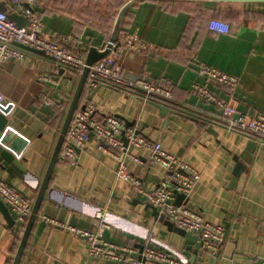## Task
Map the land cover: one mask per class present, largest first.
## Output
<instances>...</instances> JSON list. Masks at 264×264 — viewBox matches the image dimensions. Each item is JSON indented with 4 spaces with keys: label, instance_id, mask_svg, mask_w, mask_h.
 <instances>
[{
    "label": "crops",
    "instance_id": "crops-1",
    "mask_svg": "<svg viewBox=\"0 0 264 264\" xmlns=\"http://www.w3.org/2000/svg\"><path fill=\"white\" fill-rule=\"evenodd\" d=\"M94 3L101 11L108 8L105 0ZM81 5L67 2L65 10L45 14L38 4V13H43V36L73 35L86 41L88 51L101 48L111 39L120 9L115 10L113 23L99 27L82 22L86 7ZM226 13L240 15L228 20L231 33H212L208 21ZM255 13H264V4L141 1L130 8L121 28L150 44L151 50L148 54L124 51L114 62L129 78L170 79L174 99L162 103L175 112L168 115L126 89L102 84L89 91L86 83L82 107L92 101L99 119L124 117L131 129L162 143L167 152L200 171V182L181 204L224 225L226 239L220 254L201 249L200 260H182L183 264H256L264 258V139L228 131L215 123L211 115L216 109L192 91L193 84L202 81L198 66L210 65L240 79L234 93L218 85L213 86L215 92L232 99L242 113H264V19H257ZM88 51L84 50L86 58ZM81 74L58 75L53 62L37 53L29 54L25 61L0 65V110L8 119L3 136L28 172L14 183L33 203L68 111L55 117L56 111L41 103L38 96L46 88L40 77H58L55 92L66 97L69 108ZM104 148L103 142L91 136L78 167L59 161L39 215L96 230L101 212L107 224L103 237L112 243L137 249L153 245L174 254L184 251L185 239L153 216L147 209L149 203L134 193L130 183L116 177V162ZM132 153L141 159L139 163L128 161L132 173L145 187L156 188L165 169L150 165L148 150ZM0 177L10 179L1 169ZM12 217L15 224L8 222L0 207V264L13 263L22 237L14 229L17 223ZM88 251L84 239L43 224L38 217L21 264H120L91 257Z\"/></svg>",
    "mask_w": 264,
    "mask_h": 264
},
{
    "label": "built area",
    "instance_id": "built-area-1",
    "mask_svg": "<svg viewBox=\"0 0 264 264\" xmlns=\"http://www.w3.org/2000/svg\"><path fill=\"white\" fill-rule=\"evenodd\" d=\"M3 3L7 11L0 10V65L25 61L29 54L34 53L29 50L31 48L43 51L45 57L53 62L58 75L62 71L61 76L82 73L86 67L84 50L87 53L89 48L84 39L73 35L58 39L44 37V24L37 11V0H0V6ZM8 13H18L30 23L19 26L9 18ZM209 30L215 34H229L232 26L226 20L213 18L209 22ZM107 44L112 45L111 54L90 67L87 81L89 91L103 84L126 89L144 101H173L174 87L170 79L164 77L159 82H153L143 77L129 78L122 67L114 62L124 51L148 54L151 50L150 44L121 27L115 41L108 40ZM197 71L202 81L194 83L192 91L200 101L216 109L211 115L212 120L228 131L264 139V113L257 112L253 116L242 113L232 99H224L213 89L214 85H218L234 93L240 84L239 77L205 64H200ZM40 83L46 88L38 96L41 103L63 115L68 109V103L66 97L55 92L59 86L58 77L43 75ZM97 113V106L92 101H87L84 108L75 112L60 154V162L78 167L81 153L88 148L90 137L94 136L103 142L104 151L115 160V172L119 180L130 183L136 195L144 198L178 228L198 236L202 249L208 254H220L226 239L224 225L205 219L189 209L185 203L177 204L178 194H184L188 198L193 193L202 178L200 171L167 152L162 143L137 134L123 119L114 115L99 119ZM131 146L134 150H148L150 165H159L165 169L166 175L156 188L145 187L130 170L129 160L138 163L141 161L130 151ZM0 200L15 216L17 226H26L32 213L33 201L1 177ZM38 217L43 224L66 229L84 239L89 247V256L94 258H104L120 264H183L179 255L153 245L145 246L140 253L134 246L118 245L106 240L102 231L107 224L101 212L98 215L99 228L96 230L67 225L45 214ZM256 264H264V258Z\"/></svg>",
    "mask_w": 264,
    "mask_h": 264
},
{
    "label": "water",
    "instance_id": "water-1",
    "mask_svg": "<svg viewBox=\"0 0 264 264\" xmlns=\"http://www.w3.org/2000/svg\"><path fill=\"white\" fill-rule=\"evenodd\" d=\"M141 1H180V2H213V3H227V4H264V0H128V2L121 8L120 12L118 13L117 20H116V23L113 29L111 39H110L111 41H115V39L117 38V34L120 30L122 21L126 13L130 10V8H132L135 4ZM0 10L7 11L6 5L4 3L0 6ZM8 16L10 19L16 21L19 26H27L30 23V21L26 17L18 13H8ZM111 49H112V45L111 44L106 45L105 43L101 48L91 47L88 51L87 58H86V67L82 71V74L78 82L76 91L74 93L73 99L69 105L68 111L66 113V116H65L59 137L57 139V143L55 145V149L53 151L50 163L46 170L45 176L40 182L37 181L39 183L38 193L33 203L32 213L25 226V230L20 239V244L18 246V250H17V253L15 255V258L12 264H21L22 259L24 257L30 237L32 235V232L38 220V216L41 212L43 202L49 190L50 181L54 174L55 168L60 161V154H61L64 142L66 139V135L70 129L75 112L80 107L81 98L84 94L87 79L90 73V67L96 62L101 61L107 56H109L112 51ZM29 50L34 53L45 56V53L43 51H38L36 49H31V48H29ZM140 99L144 101V99L142 98ZM147 103L158 108L161 111L162 115H168L170 112H175L174 110H171L169 105L162 103L161 101L148 100ZM82 108H84V106ZM120 118H123V120H125L127 124L130 125V122L126 120L124 117H120ZM7 125H8V119L0 110V169L8 173L9 178H10L7 181L8 184L18 189L23 194H25L22 190H20L17 187L14 181L15 180L18 182L22 181L28 175V172L26 171V168L21 164L17 156L10 149V147L6 145L8 143V139H7L8 137H4L3 133L5 129L7 128ZM136 133L139 135L142 134L141 132H138V131H136ZM124 140L126 143H128V140L125 136H124ZM130 151L131 152L134 151L133 146L130 147ZM185 198L186 196L184 194H178L177 204H181ZM0 207L3 213L5 214L8 222L10 224H15V220L12 217L10 210L7 208V206L2 201H0ZM147 209H151L153 211V216L160 223H163L168 228L169 231L175 232L185 239V242H184L186 245L185 250L182 252L180 251L176 252V254L179 255L180 258L183 260V262L187 263L190 260L192 263H196L198 254L200 250L202 249V245L199 242L198 236L190 234L187 231L178 228L174 223L169 221L163 213H160L152 205L149 204ZM143 250H144V247L140 245L139 246L140 253H142Z\"/></svg>",
    "mask_w": 264,
    "mask_h": 264
},
{
    "label": "trees",
    "instance_id": "trees-1",
    "mask_svg": "<svg viewBox=\"0 0 264 264\" xmlns=\"http://www.w3.org/2000/svg\"><path fill=\"white\" fill-rule=\"evenodd\" d=\"M95 0H38V3L45 9L44 13L45 14H49L51 12H57V11H63L65 10L64 7L66 6L67 2H71L72 4H87V7L85 9V11L83 12L81 18H83L84 23L86 24H90L92 25L94 23V25L102 27L104 26V24L107 23H113L115 17H116V13L115 10L116 8L118 9V7H122L124 6L128 0H105L108 2V8L104 11H101L100 9H98L97 6H95L94 3ZM161 3H163L165 5V3H172L173 5H178V4H182V5H189L192 4L193 2H180V1H160ZM98 9V10H97ZM39 16H43V13H38ZM227 14V13H226ZM219 15L214 17V18H219V19H223V20H235L238 19L240 17L239 14H231L229 13V15ZM254 16H256L257 19L262 18L264 19V13H255ZM211 20V19H210ZM210 22V21H208ZM209 26V23H208ZM232 26V25H231ZM84 95L85 92L81 98V103H80V107H82L83 105V100H84ZM60 113L56 112V116H59ZM16 230V232L19 235H23V232L25 230V225H20V226H15L14 228Z\"/></svg>",
    "mask_w": 264,
    "mask_h": 264
},
{
    "label": "rangeland",
    "instance_id": "rangeland-1",
    "mask_svg": "<svg viewBox=\"0 0 264 264\" xmlns=\"http://www.w3.org/2000/svg\"><path fill=\"white\" fill-rule=\"evenodd\" d=\"M37 1H38V0H37ZM68 3H70V2H68ZM85 3H87V2H85ZM85 3L81 5L82 8H83V7H87V4H85ZM38 4H39V3H38ZM116 9H117V8H116ZM119 9L121 10V7H118L117 10L119 11ZM83 10L85 11V8H84ZM118 11H117V12H118ZM119 12H120V11H119Z\"/></svg>",
    "mask_w": 264,
    "mask_h": 264
}]
</instances>
